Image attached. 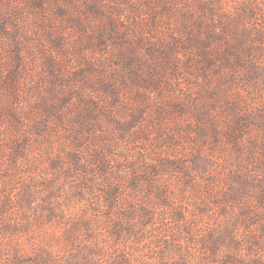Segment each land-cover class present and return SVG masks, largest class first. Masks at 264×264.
I'll return each instance as SVG.
<instances>
[{
  "label": "rangeland",
  "instance_id": "rangeland-1",
  "mask_svg": "<svg viewBox=\"0 0 264 264\" xmlns=\"http://www.w3.org/2000/svg\"><path fill=\"white\" fill-rule=\"evenodd\" d=\"M0 264H264V0H0Z\"/></svg>",
  "mask_w": 264,
  "mask_h": 264
}]
</instances>
